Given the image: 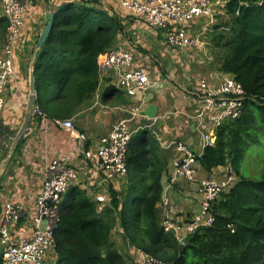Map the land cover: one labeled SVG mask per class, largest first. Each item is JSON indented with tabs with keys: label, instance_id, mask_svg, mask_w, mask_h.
<instances>
[{
	"label": "trees",
	"instance_id": "trees-1",
	"mask_svg": "<svg viewBox=\"0 0 264 264\" xmlns=\"http://www.w3.org/2000/svg\"><path fill=\"white\" fill-rule=\"evenodd\" d=\"M100 5L82 0L55 12L52 33L34 62L37 122L43 116L72 119L94 99L100 84L97 58L124 30ZM226 13L225 22L211 28L213 59L243 85L246 96L241 116L219 128L198 157L207 172L231 164L237 174L233 186L211 204L212 225L197 229L184 246L164 231L160 202L167 156L142 130L127 154L125 190L110 187L111 201L105 204L80 188L68 191L54 232L56 264H130L112 240L117 227L128 247L164 264H264V163L260 179L242 173L247 150L264 136V0H229ZM7 30L8 20L0 16V53ZM117 91L109 86L106 97Z\"/></svg>",
	"mask_w": 264,
	"mask_h": 264
},
{
	"label": "built area",
	"instance_id": "built-area-1",
	"mask_svg": "<svg viewBox=\"0 0 264 264\" xmlns=\"http://www.w3.org/2000/svg\"><path fill=\"white\" fill-rule=\"evenodd\" d=\"M229 0H124L123 7L132 15L142 18L152 28L165 34L163 44L172 53L199 50L203 42L195 32V23L204 19L214 23L220 16L227 18L226 7ZM2 15L8 20L7 42L0 54V118L5 107L4 94L15 74L14 63L23 41L25 20L28 13L27 0H0ZM238 14V13H237ZM205 30V29H203ZM136 54L124 48H111L97 58L100 78L112 73L114 86L126 97H139L138 103L123 107L125 116L112 125L110 132L102 137L93 148L83 150L86 160L95 163L101 177V184L94 185L89 198L109 203V186L128 174L127 154L135 132L148 130L151 123L145 124L147 94L155 86L149 70L143 64L136 65ZM245 90L243 85L230 74L222 72L219 82L210 85L207 80H199L195 89L189 92L195 130L201 135L203 148L213 144L216 132L226 122L239 118L243 112ZM35 115H41L35 106ZM139 121L138 128L132 124ZM42 124L63 128L75 135L81 143L87 142V136L77 130L73 119H53L42 117ZM26 136L29 129H25ZM179 153L174 161L173 173L168 185H174L181 179L190 183L198 182L202 195L200 212L190 220H179L172 216L171 200L165 196L160 202L163 209L162 227L172 233L177 242L184 246L188 236L201 227L211 226L214 218L210 213L211 204L222 192L228 191L237 180V174L231 164L221 167L223 180L212 178L197 180L198 157L187 144L172 141ZM110 184V185H109ZM81 172L63 158L49 159L43 168V186L34 203V213L30 221L32 235L25 237L27 228L19 227L23 216L22 205L7 203L0 225V264H46L47 257L55 251L54 232L60 223L61 204L71 188H81ZM109 185V186H108ZM108 186V187H107ZM16 229L14 236L12 230ZM138 264H164L142 252Z\"/></svg>",
	"mask_w": 264,
	"mask_h": 264
},
{
	"label": "crops",
	"instance_id": "crops-1",
	"mask_svg": "<svg viewBox=\"0 0 264 264\" xmlns=\"http://www.w3.org/2000/svg\"><path fill=\"white\" fill-rule=\"evenodd\" d=\"M81 1L27 0L28 13L23 41L14 63L15 74L4 94L5 107L0 118V225L4 217V206L7 203L22 205L24 213L19 227L27 228L25 237L32 235L30 221L34 213L36 197L43 186V168L46 162L52 158H63L68 164L75 166L82 176L80 189L89 197L93 186L100 185L102 180L95 163L84 158L83 150L93 148L110 132L114 122L125 116L123 107L140 101L139 97L131 99L121 93L113 85L114 75L110 73L100 78L94 99L72 118L77 130L86 134L88 139L86 143H81L75 135L63 128L53 124L44 126L42 120L37 122L30 105L33 94L31 80L32 74H35L34 62L39 54V50H35L37 41L50 20L52 10L55 13L70 2L80 3ZM99 1L101 2L99 8L118 18L124 26L123 32L117 36L111 48H124L135 52L136 65L146 66L152 80H156L155 86L144 100L146 101L152 93L154 97L150 104L157 108V112L154 118H149L145 113L146 117L142 121L145 124H152L148 131L160 148L161 154L167 156V170L162 178L165 190L168 178L174 170V161L179 156L171 142L175 140L184 142L191 149L194 148V152L198 155H201L204 150L201 135L195 130L191 118L193 108L189 92L196 88L201 79L207 80L210 85H216L222 71L211 67L214 63L211 44L207 42L210 47H204L207 35L204 39L200 37L203 42L201 49L174 54L163 44L164 39L161 42V30L152 28L142 18L129 13L122 5L124 0ZM0 16H3L1 8ZM218 19L213 25H216ZM208 22L207 19L196 22L195 32L198 35L201 34L200 30L205 29V23ZM158 44L162 49L157 47ZM153 60L160 62L161 66L165 65L166 74L159 73L156 67H153ZM109 86H113L118 91L106 97ZM150 104L146 103L145 112ZM138 125L139 121L134 122L133 130L136 131ZM26 128L29 129L27 136ZM22 132L23 136L19 139ZM18 139L19 143L23 139V144L17 150L18 143L14 155L3 168L11 148ZM222 169L220 167L207 172L199 164L196 179L198 181L208 178L223 180ZM124 179L109 184V189L113 186L119 190V184ZM198 184V182L190 183L186 179H181L174 185H168L165 196L171 200L174 218L190 220L200 212L202 195L198 190ZM160 212L163 216L162 208ZM117 228L122 234L120 227ZM12 232L14 236L17 235L16 229ZM129 248L131 253H135L140 260L142 252ZM53 253L55 254V251ZM48 258L46 264L49 262Z\"/></svg>",
	"mask_w": 264,
	"mask_h": 264
},
{
	"label": "rangeland",
	"instance_id": "rangeland-1",
	"mask_svg": "<svg viewBox=\"0 0 264 264\" xmlns=\"http://www.w3.org/2000/svg\"><path fill=\"white\" fill-rule=\"evenodd\" d=\"M1 8V7H0ZM225 22V19L223 17H219L217 24H223ZM213 23L212 21H209L207 24L205 23V30H200L201 32V39H204L205 37V43H204V47H210L207 42H209L210 44H212V37L213 35L210 34L211 32V28L213 27ZM210 32V33H209ZM161 42L163 41V39L165 38V34L161 32ZM202 41V40H201ZM159 49H162L161 46H157ZM212 48V45H211ZM163 50H165V48H163ZM212 53V50H211ZM213 57V54H212ZM213 59V58H212ZM154 65L153 67H156L157 71L161 74H166V69H165V65L161 66L160 62H157L155 60H153ZM212 69H218L219 65L212 63L211 65ZM150 140L152 142H155L154 138L151 136ZM259 140L260 143L258 144H254L252 145L246 152V156L245 159L242 163V173L244 176L246 177H251L253 180H257L260 179L261 177V172H262V163H264V136H259ZM199 141V136L197 137V143ZM194 148H192L193 150ZM194 151V150H193ZM261 166V167H260ZM140 178V176H139ZM128 183V177H126L120 184H119V191H123L126 189V187ZM111 189L107 190V194L108 196H111ZM105 204V203H102ZM103 206V205H102ZM120 230L122 231V229L120 228ZM112 240L115 242V244L117 245L118 249L125 255L126 258L129 259L130 264H138L139 263V259L137 257V255L134 253H131V249L126 245V243L124 242L121 233L119 232L118 228H115L113 230L112 233ZM56 254H54L53 252L50 253L49 255V262L48 264H56L57 263V259H56Z\"/></svg>",
	"mask_w": 264,
	"mask_h": 264
},
{
	"label": "water",
	"instance_id": "water-1",
	"mask_svg": "<svg viewBox=\"0 0 264 264\" xmlns=\"http://www.w3.org/2000/svg\"><path fill=\"white\" fill-rule=\"evenodd\" d=\"M54 16H55V13L54 11L52 10L51 11V14H50V20L49 22L47 23V25L45 26V28L43 29L38 41H37V44H36V48L35 50L38 51L40 50L46 43V41L48 40V38L50 37L51 33H52V30H53V26H54ZM32 98H31V102H30V105H31V110L33 111L35 109V104H36V101H35V97H36V80H35V74H32ZM153 97L154 95L151 93L149 94L148 98L146 99V103L150 104L151 103V100H153ZM157 112V108L153 105V104H150V106L148 107V110L145 112L146 115L149 117V118H154L155 117V114ZM23 136V132L22 134L20 135L19 139ZM19 139L16 141V143L13 145V147L11 148L10 152H9V156L8 158L6 159L5 163H4V166L3 168H5L8 164V162L10 161V159L12 158V156L14 155L15 151H16V148L18 146V143H19Z\"/></svg>",
	"mask_w": 264,
	"mask_h": 264
}]
</instances>
